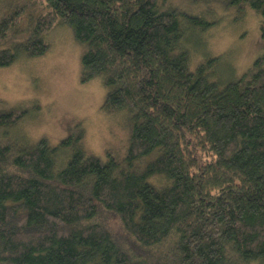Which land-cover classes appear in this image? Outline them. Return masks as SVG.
<instances>
[{
  "label": "trees",
  "instance_id": "16d2710c",
  "mask_svg": "<svg viewBox=\"0 0 264 264\" xmlns=\"http://www.w3.org/2000/svg\"><path fill=\"white\" fill-rule=\"evenodd\" d=\"M193 1L206 9L0 0V69L45 56L67 26L85 45L82 82L101 79L103 110L129 118L117 160L89 153L83 128L56 146L13 137L29 110L0 113V264H264V56L238 79L221 57L191 59L218 24L212 4L254 11L264 40V0Z\"/></svg>",
  "mask_w": 264,
  "mask_h": 264
},
{
  "label": "rangeland",
  "instance_id": "374dc122",
  "mask_svg": "<svg viewBox=\"0 0 264 264\" xmlns=\"http://www.w3.org/2000/svg\"><path fill=\"white\" fill-rule=\"evenodd\" d=\"M170 2L192 14L206 9L201 1ZM6 8V3L0 4V19ZM212 9L218 24L200 36V41L206 43L204 46L192 48V66L202 62L206 54L221 57L220 72L233 75L236 71L238 79L264 56L262 20L251 9L241 14L219 4H212L210 11ZM23 19L19 29L22 36L32 26L29 16ZM11 35L19 37L17 32ZM194 40L200 45L199 39ZM47 41L51 47L45 56L37 59L20 57L12 67L0 69V113L15 107L29 110L27 118L9 133L32 142L47 138L51 146H56L83 128L84 145L89 153L104 159L111 154L117 160H123L129 139L126 126L129 118L123 113L113 115L103 110L107 89L101 79L82 82L81 58L85 45L79 43L73 31L64 25L53 28ZM10 45L11 39L0 41V49ZM111 225L119 227L116 220Z\"/></svg>",
  "mask_w": 264,
  "mask_h": 264
}]
</instances>
